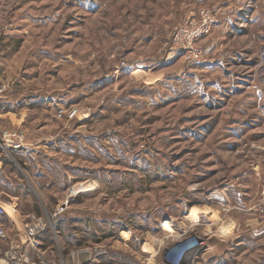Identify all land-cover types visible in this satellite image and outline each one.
I'll return each mask as SVG.
<instances>
[{
	"label": "rangeland",
	"instance_id": "obj_1",
	"mask_svg": "<svg viewBox=\"0 0 264 264\" xmlns=\"http://www.w3.org/2000/svg\"><path fill=\"white\" fill-rule=\"evenodd\" d=\"M0 131L48 263L264 264V0H0Z\"/></svg>",
	"mask_w": 264,
	"mask_h": 264
},
{
	"label": "built area",
	"instance_id": "obj_2",
	"mask_svg": "<svg viewBox=\"0 0 264 264\" xmlns=\"http://www.w3.org/2000/svg\"><path fill=\"white\" fill-rule=\"evenodd\" d=\"M12 136L8 131H0V152L8 153L9 150H19V146L13 145ZM0 216H7V210L0 203ZM16 237L12 238L8 234V228L4 225L0 226V240L6 243L7 247L0 252V264H50L45 259L44 237L49 230L48 222L34 213L24 216L23 233L14 225ZM89 252L87 248H78L70 252L69 257L72 258L73 264H96L97 257H89L83 259L81 256ZM98 253L96 256H100Z\"/></svg>",
	"mask_w": 264,
	"mask_h": 264
},
{
	"label": "crops",
	"instance_id": "obj_3",
	"mask_svg": "<svg viewBox=\"0 0 264 264\" xmlns=\"http://www.w3.org/2000/svg\"><path fill=\"white\" fill-rule=\"evenodd\" d=\"M3 155L0 154V169H2V161H3ZM16 200H19V198H17ZM18 202V201H17ZM15 214L18 216V219H16L15 223H12L10 220H8L7 218L0 216V226L4 225L6 227H8L10 224L16 226L20 233H23V221H24V214H22V212H15ZM7 245L6 243H4L3 241L0 240V252H3L6 249Z\"/></svg>",
	"mask_w": 264,
	"mask_h": 264
},
{
	"label": "bare ground",
	"instance_id": "obj_4",
	"mask_svg": "<svg viewBox=\"0 0 264 264\" xmlns=\"http://www.w3.org/2000/svg\"><path fill=\"white\" fill-rule=\"evenodd\" d=\"M203 244H205V243H203ZM205 245H206V244H205ZM202 246H203V245H202ZM202 246H201V247H202Z\"/></svg>",
	"mask_w": 264,
	"mask_h": 264
}]
</instances>
